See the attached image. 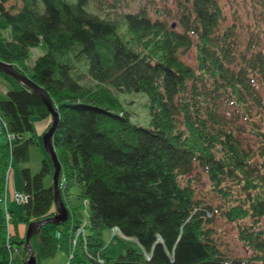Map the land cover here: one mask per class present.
Returning <instances> with one entry per match:
<instances>
[{
    "label": "trees",
    "instance_id": "trees-1",
    "mask_svg": "<svg viewBox=\"0 0 264 264\" xmlns=\"http://www.w3.org/2000/svg\"><path fill=\"white\" fill-rule=\"evenodd\" d=\"M176 1L167 12L180 30L149 3L129 9L132 0L103 8L102 0H0V59L42 86L59 115L52 142L71 215L31 236L36 264L59 250L70 264H264V9L240 40L220 0ZM0 76V264H23L25 233L5 178L38 145L32 116L51 114L36 92ZM115 91L147 95L148 125L132 121ZM52 171L47 154L35 173L20 169L25 226L55 213ZM199 173L215 202L198 188ZM73 187L87 208L84 240H73L83 223ZM220 216L247 256L223 246ZM107 229L123 240L114 256Z\"/></svg>",
    "mask_w": 264,
    "mask_h": 264
},
{
    "label": "rangeland",
    "instance_id": "rangeland-1",
    "mask_svg": "<svg viewBox=\"0 0 264 264\" xmlns=\"http://www.w3.org/2000/svg\"><path fill=\"white\" fill-rule=\"evenodd\" d=\"M102 1L103 3L100 5V7L103 8L104 3H108L112 0H102ZM132 1L133 2L131 6L129 7V9L134 11L135 9H137L139 4L149 3L148 8L151 12H154V10L157 7V9H160L162 11L161 16L164 19H166L168 23L174 22L175 26L178 27L179 29L180 25L178 23V20H176L173 14H171L170 12L169 13L167 12V10L169 11V9H171L172 7L176 5L177 3L176 0H132ZM220 3L223 5V9L227 14V18H228L227 23L228 24L236 23V32L239 34L240 40L250 37L251 33L249 30L250 28L249 25H251L252 22L261 21L262 16L260 14L262 12V15H263L264 0H220ZM252 6L254 8H252ZM122 10L126 11L128 10V8L124 7ZM99 11L104 12L103 9ZM113 14L115 13L111 12L110 16H113ZM262 46H264V44ZM44 51H45V45L43 44L35 48H32L31 58H30L29 63H32L33 59L39 54L43 53ZM188 52L189 54L185 55L186 60L193 61L194 60V48L192 47L191 49H189ZM82 82L88 83L89 81L87 79H83ZM1 86L3 85H1V81H0V89L2 88ZM4 86L6 88L5 90L0 91V99H3L5 97L4 91L6 92L7 84L5 83ZM114 93L123 102L126 109L130 111L131 119L134 123L138 125H143V126L148 125V122H149L148 97L145 93H142V92L124 93V92H118V91H115ZM31 120L33 123L34 132H35L36 139L38 141V145H33L31 147L30 160L28 162H20V163L13 162L11 170L7 171L8 178L7 177L5 178L6 180H8L6 181L8 183V207L11 210L12 218L17 219V223L20 224L21 226H25L23 218H26L22 214L23 202L17 201L13 197V192L14 191L22 192L23 190L22 189V176L20 173V169L22 167H29L32 173H35L36 171L39 170L40 165H41V159L46 154L43 148L42 135H43V132L48 128V126H50V123H51V119H48L47 126L42 127L40 126L41 123H44V120L42 118L38 116H32ZM198 175L200 177V182H198L197 184L198 188L201 190L204 189V197H206L208 201L212 203L215 202L219 196L217 195H215V197L210 196L209 182L207 178L201 175L200 173ZM60 192H61V197H62L63 191L61 190V188H60ZM77 192H78L77 188L73 187L71 198H72V203L74 204L76 208L77 214L81 218L83 223H81V225L76 226L74 233H76L80 228L85 227V222L87 220L86 204L81 198L76 196ZM62 200L67 206V209L69 212L68 214V218H69V216L71 215L69 211V207L66 204L65 199H63V197H62ZM262 223L264 225V220H262ZM11 225L13 228L14 225L8 222L7 224L8 230L10 229ZM215 227L218 229L220 240L224 247H226L233 255L247 256V250L242 245V243L238 240L237 235H236L237 233L236 227L234 225H232L231 223H228L223 217L220 216V217H216ZM111 234L108 229L103 232V237L106 242L105 252L107 255L114 256V255L119 254V252L123 251L124 247H123V240L119 238L118 236H115L112 240ZM78 239L84 240L85 236H83L82 234H75L73 237V240L76 241ZM72 249H74V244L72 245ZM70 255L72 256V254ZM66 261L67 260L65 259L63 264H65ZM43 263H45L44 260H42L39 264H43ZM228 264H237V263H228Z\"/></svg>",
    "mask_w": 264,
    "mask_h": 264
},
{
    "label": "water",
    "instance_id": "water-1",
    "mask_svg": "<svg viewBox=\"0 0 264 264\" xmlns=\"http://www.w3.org/2000/svg\"><path fill=\"white\" fill-rule=\"evenodd\" d=\"M0 71L11 76L16 81L22 83L30 90L36 92L38 96L47 105L51 114V123L50 126H48V128L43 132L42 143H43V148L53 165L52 178H53V187H54L53 199L55 203V213L51 216H47L36 220H31L27 224L25 231V244L28 250V256L24 260L23 264H36L37 263L36 256L32 244L30 242L31 236L35 234L39 230V228L46 223L61 224L68 218V214H69L67 206L65 205L61 197V192L59 187V174H60L61 164L57 158L52 142V135L56 128L59 115L58 112L53 107L49 93L42 86H40L35 81H33L28 75L16 69L12 63L0 59Z\"/></svg>",
    "mask_w": 264,
    "mask_h": 264
},
{
    "label": "crops",
    "instance_id": "crops-1",
    "mask_svg": "<svg viewBox=\"0 0 264 264\" xmlns=\"http://www.w3.org/2000/svg\"><path fill=\"white\" fill-rule=\"evenodd\" d=\"M0 78H1L0 79L1 85H3V86H1L2 88L0 89V91H2V90H5V88H6L4 86L5 83H6V80L2 79L3 77H0ZM4 93H5V91H4ZM43 120H44V123H41L40 126L46 127L48 118L47 119H43ZM15 228L20 234H24L25 231H26V226H21L20 224H18ZM66 257H67L66 253L64 251H62V250H59V251L56 252V254L53 257L44 260L45 263H43V264H63L65 259H66ZM63 259H64V261H63Z\"/></svg>",
    "mask_w": 264,
    "mask_h": 264
},
{
    "label": "built area",
    "instance_id": "built-area-1",
    "mask_svg": "<svg viewBox=\"0 0 264 264\" xmlns=\"http://www.w3.org/2000/svg\"><path fill=\"white\" fill-rule=\"evenodd\" d=\"M8 178V177H7ZM6 193L4 194V195H6V196H8L7 195V191H5ZM13 197L17 200V201H26V196L22 193V192H18V191H14L13 192ZM5 209V215H6V217L9 215L8 214V212H7V209H6V207L4 208ZM8 222V221H7ZM116 231H118L119 232V230L117 229V228H114ZM120 233V232H119ZM71 256V255H70ZM70 256L68 257V259H67V261H66V263L68 264V263H70L69 262V258H70Z\"/></svg>",
    "mask_w": 264,
    "mask_h": 264
},
{
    "label": "bare ground",
    "instance_id": "bare-ground-1",
    "mask_svg": "<svg viewBox=\"0 0 264 264\" xmlns=\"http://www.w3.org/2000/svg\"><path fill=\"white\" fill-rule=\"evenodd\" d=\"M23 202V201H22ZM6 219H7V221L9 222V217H6ZM63 223V222H62ZM114 232H118V231H116L115 229L112 231V233H114ZM75 234H82L83 236H84V228L82 227V228H80ZM71 258V257H70ZM70 258H69V262H70ZM65 264H67V263H65ZM68 264H70V263H68Z\"/></svg>",
    "mask_w": 264,
    "mask_h": 264
}]
</instances>
